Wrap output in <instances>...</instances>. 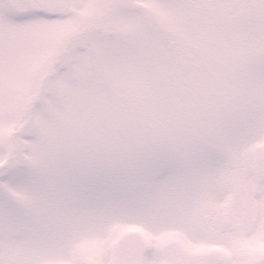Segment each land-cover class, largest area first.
Listing matches in <instances>:
<instances>
[{
  "label": "snow or ice",
  "instance_id": "obj_1",
  "mask_svg": "<svg viewBox=\"0 0 264 264\" xmlns=\"http://www.w3.org/2000/svg\"><path fill=\"white\" fill-rule=\"evenodd\" d=\"M0 264H264V0H0Z\"/></svg>",
  "mask_w": 264,
  "mask_h": 264
}]
</instances>
